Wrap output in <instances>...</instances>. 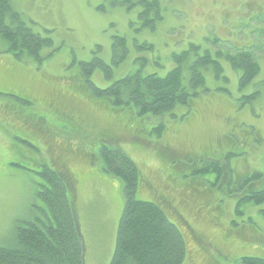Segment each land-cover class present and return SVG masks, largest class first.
Here are the masks:
<instances>
[{
	"label": "rangeland",
	"instance_id": "rangeland-1",
	"mask_svg": "<svg viewBox=\"0 0 264 264\" xmlns=\"http://www.w3.org/2000/svg\"><path fill=\"white\" fill-rule=\"evenodd\" d=\"M141 1L10 0L21 21L51 45L37 62L8 51L0 38V246L11 245L17 224L42 216L36 191L47 165L67 185L83 264H108L124 195L121 180L103 169L99 148L106 143L137 166L136 198L161 205L180 229L182 264L264 259V202L243 200L264 187V0H159L158 11L144 17L152 22L139 15ZM113 36L124 37L128 49L115 65ZM143 42L153 48L137 49ZM190 44L201 54L210 50L222 77L201 68L208 91L199 88L188 106L161 116L107 104L80 69L95 56L111 66L108 78L101 69L91 73L98 88L141 67L139 58L147 59L144 73L163 76L176 65L172 55ZM245 49L259 71L240 89V73L215 51ZM216 161L221 177L200 170Z\"/></svg>",
	"mask_w": 264,
	"mask_h": 264
},
{
	"label": "trees",
	"instance_id": "trees-1",
	"mask_svg": "<svg viewBox=\"0 0 264 264\" xmlns=\"http://www.w3.org/2000/svg\"><path fill=\"white\" fill-rule=\"evenodd\" d=\"M144 18L147 12L158 11L159 0H142ZM155 12V13H156ZM159 18V15L156 14ZM0 38L5 41L7 50L16 56H29L37 62L44 57L40 54L45 46L51 45L49 37H41L28 28L18 12L11 7L10 0H0ZM137 49H152V44L143 42ZM199 45L190 44L186 50L172 55L175 66L163 76L155 72L144 73L141 67L129 71L108 86L98 88L90 80L95 69H101L106 78L112 68L95 56L90 61L80 62V69L86 83L95 97L106 98L107 104L117 107L132 105L137 115L161 116L171 113L177 106H188L192 98L203 92L204 75L201 68H210L216 78L222 77L221 63L206 49L199 53ZM128 53L125 38L113 36L111 64H117ZM223 56L230 66L240 73L239 88L245 87L258 73L259 65L250 49L236 52L215 51ZM187 74V75H186ZM253 94L243 96L249 100ZM162 124L154 128L159 134ZM99 156L103 169L119 178L123 186L124 204L117 223L114 250L108 264H182L186 257V246L180 229L173 223L166 211L156 202L137 199L139 172L135 163L120 149L102 143ZM205 172L216 173L221 177L223 168L211 162ZM42 182L36 196L42 202V216L23 221L14 227L13 242L0 246V264H83V243L73 205L67 194V185L58 173L47 165L39 172ZM255 179L259 177L252 176ZM249 178H245V185ZM253 203L264 202V187L249 190L243 197ZM239 264H264V259L255 256H242Z\"/></svg>",
	"mask_w": 264,
	"mask_h": 264
}]
</instances>
